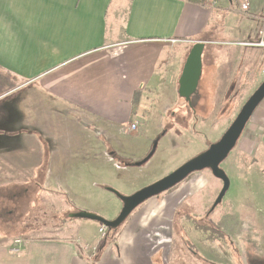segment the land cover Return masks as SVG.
I'll list each match as a JSON object with an SVG mask.
<instances>
[{"label": "crops", "instance_id": "1", "mask_svg": "<svg viewBox=\"0 0 264 264\" xmlns=\"http://www.w3.org/2000/svg\"><path fill=\"white\" fill-rule=\"evenodd\" d=\"M239 4L237 26H243L234 36L243 41L235 44L255 42L264 28V0ZM218 10L188 0H0V100L15 93L0 107V141L5 136L9 142L6 148L0 143V185H43L46 176H55L63 166L57 137L65 125L70 139L88 134L95 144L128 136L138 125L137 100L163 82L171 64H180L176 71L182 74L198 42L206 43L207 59L217 42ZM242 48L240 67L247 63L255 73L264 66L263 49ZM246 130L248 154L254 157L264 151V101ZM19 136L21 144L12 143ZM152 201L138 208L105 248L99 238L81 243L70 234L23 239L15 234L14 241L0 235V264H162L154 241L161 242L164 216L175 209L150 207ZM85 244L99 250L92 263Z\"/></svg>", "mask_w": 264, "mask_h": 264}, {"label": "rangeland", "instance_id": "2", "mask_svg": "<svg viewBox=\"0 0 264 264\" xmlns=\"http://www.w3.org/2000/svg\"><path fill=\"white\" fill-rule=\"evenodd\" d=\"M240 1L208 0L207 6L220 9L214 30L217 42L211 44L207 59L203 57L204 69L192 107L178 94L181 73L176 69L180 64H171L163 82L137 100L134 122L138 125L132 123L137 127L136 136L129 128L128 136L122 134L113 137V141L103 138L101 144H95L88 134L78 133L70 139V128L63 126V133L57 137L63 166L56 170L55 176L49 180L46 176L43 185H0V216H5L3 220L0 217L1 237L14 241L9 234L17 231L14 234L22 239L70 234L78 235L81 243L96 242L98 238L102 241L101 225L70 219L69 215L84 211L113 221L123 205L106 188L132 196L217 143L264 82V66L255 73L247 63L240 67L243 53L246 55L244 46L235 44L243 41L242 36H234L243 26H237L242 20L238 14ZM207 75L212 78L210 85ZM14 96L15 93L1 99L0 107H7ZM249 139L245 130L237 147L221 165L231 187L213 213L209 212L223 183L209 170L195 173L174 189L153 198L150 207L161 204L167 212L169 208L175 209L169 212V217L164 216L166 233L157 235L161 242L154 241L155 250L161 249L162 264H264V151L250 156ZM21 140L19 136L12 143L19 145ZM158 140L155 155L137 167L135 164L149 155ZM4 141L0 143L6 144L2 145L6 148L9 142ZM113 153L116 157L111 156ZM63 224L64 230H56ZM68 224H72V230L66 227Z\"/></svg>", "mask_w": 264, "mask_h": 264}, {"label": "water", "instance_id": "3", "mask_svg": "<svg viewBox=\"0 0 264 264\" xmlns=\"http://www.w3.org/2000/svg\"><path fill=\"white\" fill-rule=\"evenodd\" d=\"M205 47L206 43L204 42H198L192 47L179 79L178 94L190 105L192 98L198 94L203 73V54ZM263 101L264 82L248 99L235 121L217 143L212 144L207 151L188 161L164 179L138 191L132 196H124L113 188H106L107 191L114 194L123 205L121 213L115 220L108 221L98 215L84 211L72 213L69 215V218L89 220L106 227L108 230H118L130 216L147 201L174 189L191 175L205 170L211 171L212 175L223 183V188L209 212L213 213L216 208L222 204L231 187V181L226 172L221 168V165L237 147L248 123ZM158 143L159 140L154 143L149 155L135 164L137 167L145 165L155 155Z\"/></svg>", "mask_w": 264, "mask_h": 264}, {"label": "built area", "instance_id": "4", "mask_svg": "<svg viewBox=\"0 0 264 264\" xmlns=\"http://www.w3.org/2000/svg\"><path fill=\"white\" fill-rule=\"evenodd\" d=\"M248 9H249V4L248 3H245V4L242 5V10L246 11ZM238 45L244 46V47L259 48V49H263L264 50V28H262L260 30V32L258 34V40L257 41H255V42H247V43H240ZM131 129L132 130H136L137 129L136 125H133L131 127ZM107 231H108V229L106 227H104V226L100 227V229H99L100 239L101 238H104V239L106 238ZM102 241H100V243ZM21 242H22L21 240H17L16 241L17 244H19ZM82 248H83V251L85 253H87V255L89 256V260L92 263L95 260V258H96V255H97V252H98L97 248L92 247L89 244H85L84 246H82Z\"/></svg>", "mask_w": 264, "mask_h": 264}, {"label": "trees", "instance_id": "5", "mask_svg": "<svg viewBox=\"0 0 264 264\" xmlns=\"http://www.w3.org/2000/svg\"><path fill=\"white\" fill-rule=\"evenodd\" d=\"M188 1L195 3V4H198V5H201V6H207L208 5V0H188ZM114 157H116L115 153H114ZM8 215H11V214L8 213ZM0 217L2 220L5 219L4 214H3V216H0ZM7 221H8V219H7ZM15 232H17V231H12L9 235H15L14 234ZM117 236H118V230H108V235H107L106 239L100 243V248H105L108 245L114 244L117 240Z\"/></svg>", "mask_w": 264, "mask_h": 264}, {"label": "flooded vegetation", "instance_id": "6", "mask_svg": "<svg viewBox=\"0 0 264 264\" xmlns=\"http://www.w3.org/2000/svg\"><path fill=\"white\" fill-rule=\"evenodd\" d=\"M192 105H193V104H191V105H190V104H188V106H190V107H192ZM165 135H166V134H164L163 136H165ZM111 156H114V153H113ZM119 159H120V158H119ZM125 165H126V167H128V166H129V165H127V164H125Z\"/></svg>", "mask_w": 264, "mask_h": 264}]
</instances>
